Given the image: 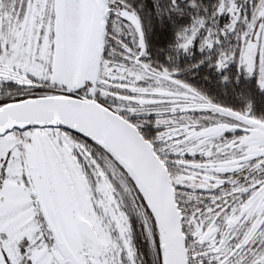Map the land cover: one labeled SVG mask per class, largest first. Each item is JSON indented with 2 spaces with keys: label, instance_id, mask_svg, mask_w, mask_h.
Here are the masks:
<instances>
[{
  "label": "snow or ice",
  "instance_id": "6c2138e0",
  "mask_svg": "<svg viewBox=\"0 0 264 264\" xmlns=\"http://www.w3.org/2000/svg\"><path fill=\"white\" fill-rule=\"evenodd\" d=\"M0 264H264V0H0Z\"/></svg>",
  "mask_w": 264,
  "mask_h": 264
}]
</instances>
